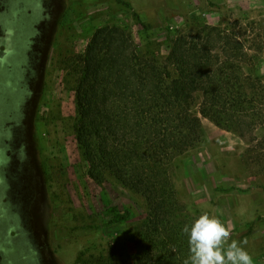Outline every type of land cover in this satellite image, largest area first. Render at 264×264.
<instances>
[{
	"label": "rangeland",
	"instance_id": "rangeland-1",
	"mask_svg": "<svg viewBox=\"0 0 264 264\" xmlns=\"http://www.w3.org/2000/svg\"><path fill=\"white\" fill-rule=\"evenodd\" d=\"M0 6V15L26 27L35 55L22 113L0 120V264H94L113 255L110 264H136L131 240L147 218L146 200L111 177L102 185L89 177L70 126L76 107L66 61L107 25L131 27L146 49L137 14L156 42L165 40L168 26L243 27L248 47L257 50L252 72L264 81V0H2ZM16 32L0 25V76ZM202 122L203 143L175 163L179 201L190 216L218 217L230 239H247L254 264H264V127L243 137ZM113 206L129 210L131 221L107 226Z\"/></svg>",
	"mask_w": 264,
	"mask_h": 264
},
{
	"label": "trees",
	"instance_id": "trees-1",
	"mask_svg": "<svg viewBox=\"0 0 264 264\" xmlns=\"http://www.w3.org/2000/svg\"><path fill=\"white\" fill-rule=\"evenodd\" d=\"M134 20L146 49L131 27L107 25L66 61L76 107L70 126L95 183L111 177L146 200L147 218L131 240L136 264H183L189 247L182 229L195 217L179 201L175 163L203 143V118L243 137L263 129L264 81L252 72L257 50L248 47L243 27L202 24L185 32L168 26L165 40L156 42L149 25L137 14ZM0 25L26 31L6 13ZM13 54L14 48L7 58ZM2 98L6 103L9 95ZM107 216V226L132 219L115 206ZM113 256L94 264H110Z\"/></svg>",
	"mask_w": 264,
	"mask_h": 264
},
{
	"label": "clouds",
	"instance_id": "clouds-1",
	"mask_svg": "<svg viewBox=\"0 0 264 264\" xmlns=\"http://www.w3.org/2000/svg\"><path fill=\"white\" fill-rule=\"evenodd\" d=\"M188 237L189 256L183 264H254L247 239H230L231 229L204 212L182 229Z\"/></svg>",
	"mask_w": 264,
	"mask_h": 264
},
{
	"label": "flooded vegetation",
	"instance_id": "flooded-vegetation-1",
	"mask_svg": "<svg viewBox=\"0 0 264 264\" xmlns=\"http://www.w3.org/2000/svg\"><path fill=\"white\" fill-rule=\"evenodd\" d=\"M18 39L15 54L7 58L5 64L6 71L0 76V120L5 116L16 117L18 112L22 113L26 103L28 93V84L34 75L35 55L28 50L29 43L26 33L16 32ZM20 35H23L22 37ZM27 40V41H26ZM26 41V43H24ZM9 95L8 102H4L3 94Z\"/></svg>",
	"mask_w": 264,
	"mask_h": 264
}]
</instances>
